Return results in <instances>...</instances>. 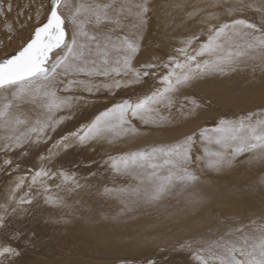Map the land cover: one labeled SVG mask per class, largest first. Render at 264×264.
I'll use <instances>...</instances> for the list:
<instances>
[{
	"label": "snow or ice",
	"instance_id": "1",
	"mask_svg": "<svg viewBox=\"0 0 264 264\" xmlns=\"http://www.w3.org/2000/svg\"><path fill=\"white\" fill-rule=\"evenodd\" d=\"M159 7L181 13L178 26L195 21L200 27L179 37L166 58L154 56L137 66L134 61L145 47L154 11L152 0H46L39 4L25 0L11 22V0L6 6L0 0L9 47L19 34L16 25L26 27L21 17L36 22L28 39L0 58V152L5 157L0 160V173L10 178L19 173L20 161L10 154L27 156L28 148L49 144L51 134L89 98L148 85L142 95L115 102L88 123L59 136L46 156L37 154L41 165H31L27 176L16 175L8 186L0 229L42 205L68 207L59 193L71 195L91 187L90 181L104 170L125 183L97 187V195L119 201V215H124L157 208L179 196H185L195 211L205 197L192 190L207 183L203 176L264 165L262 105L235 117L221 116L212 126L199 127L172 142L86 161L84 176L57 166L74 149L95 151L96 145L140 137L142 129L164 130L195 119L202 103L191 89L200 82L248 69L264 73V0H171ZM246 10L259 13V23L244 17ZM165 15L171 17L172 12ZM41 16L45 17L42 22ZM170 26L163 22L166 35ZM149 78L157 83L149 85ZM81 179L86 183L81 184ZM248 191L259 192L260 214L253 213L246 223L236 220L222 231L210 228L207 236L182 242L179 250L189 254L192 264H264V179ZM22 237L19 231L10 236ZM20 255L15 247L0 245V264H15L12 258ZM148 264L155 261L149 259Z\"/></svg>",
	"mask_w": 264,
	"mask_h": 264
},
{
	"label": "rangeland",
	"instance_id": "2",
	"mask_svg": "<svg viewBox=\"0 0 264 264\" xmlns=\"http://www.w3.org/2000/svg\"><path fill=\"white\" fill-rule=\"evenodd\" d=\"M3 2L6 6L8 0ZM24 2L25 0H11L13 11L8 16L9 22L15 20L17 6H22ZM35 2L46 3V0H35ZM155 14L157 15L156 12ZM251 14L260 17L259 13L248 10L245 11L244 17L258 22L259 19ZM156 15L155 18L153 17L155 20L151 17L149 27L151 29H147L145 47L134 61L137 66L154 56L166 58L179 37L188 35L192 30L200 27L195 21L178 26L181 25L179 20L168 28L166 35L163 22L167 19L163 16L162 23L159 24ZM253 16L257 20H253ZM42 18L43 16L40 19ZM21 21L26 27L21 29L16 25L19 34L11 40L9 47L4 20L0 17V41H2L0 58L10 55L19 48L36 26L35 20L29 22L26 16L21 17ZM262 81H264V73L259 68L254 73L248 69L227 77L207 79L191 89L192 94L202 103L200 114L195 119L181 122L179 127H169L164 130L142 129L144 134L140 137L120 140L114 145H96L95 151L74 149L64 155L57 166L62 164L66 169L84 176L88 174V169L83 167L86 161L98 162L101 157H106L108 154L117 155L153 143L172 142L184 133H190L202 126H212L221 116L235 117L258 110L264 105ZM156 83L157 81L149 78V85ZM223 86L226 87L222 89ZM147 89L148 85L122 88L113 96L101 92L89 98L90 102L87 105L75 109L72 119L67 120L56 133L51 134L52 140L49 144L40 145L44 151L39 155L46 156L47 148L59 136L88 123L106 107L123 99L142 95ZM24 110L28 111L29 106L25 105ZM3 154L0 152V160L5 158ZM17 156L18 158L14 159L20 161L21 168L16 175L27 176V169L31 165H41L39 156L36 159L28 155ZM257 166L260 169L256 167L246 172V176H243L245 174L243 173L244 178L241 176L240 180L232 176L241 170L240 166L218 177L214 174L203 176L202 179L207 183L199 185L195 191L205 197V200L195 211L186 203L185 196H179L165 200L157 208H139L124 215H119L122 210L119 201L97 195V187L121 186L125 183L122 178L113 179L112 174L104 170L100 176L90 181L91 187L71 195L59 193L66 197L68 207L48 208L42 205L40 209H35L22 218L13 219L7 229H0V245L15 247L21 253L19 257L12 258L15 264H148L149 259L154 260L155 264H192L189 254L179 250L182 242L201 235L207 236L210 228L222 231L236 220L246 223L253 213L257 216L260 214L259 192L252 194L248 191L249 186L264 179V165ZM95 170L93 167V171ZM0 174L3 175H0V215H2L3 206L8 203V186L16 179V175L10 178L4 173ZM231 176L232 179L229 180ZM84 183L86 181L81 179V184ZM56 191L53 188V192ZM210 199L219 201L220 205L216 208L220 211L216 212L210 207ZM113 217L117 219L113 220ZM217 218L224 219L226 223L220 224ZM16 231L23 233L21 239L10 238L11 233Z\"/></svg>",
	"mask_w": 264,
	"mask_h": 264
},
{
	"label": "bare ground",
	"instance_id": "3",
	"mask_svg": "<svg viewBox=\"0 0 264 264\" xmlns=\"http://www.w3.org/2000/svg\"><path fill=\"white\" fill-rule=\"evenodd\" d=\"M169 2H171V0H153L152 1V6H153V9H154V11L157 13V15H158V18H157V15L155 14V12L153 11V16H151L152 18L154 17L155 18V15H156V18H157V20H158V23L159 24H161L162 23V19H163V16H165V18L167 19V21L169 22V24L170 25H172V24H174V23H170V21L171 22H173V19H174V22H176V21H179V20H181V13H179V12H176V11H173V10H171V9H163V8H161V7H159V5H161V4H165V3H169ZM190 2H195V0H190ZM166 12H172V16L171 17H169V16H166L165 15V13ZM250 12V11H249ZM245 14V13H244ZM251 15H254V14H251ZM255 16V15H254ZM253 16V17H254ZM256 17V16H255ZM255 17L253 18V20L255 19ZM44 16H43V18L41 19V22L44 20ZM153 18V19H154ZM257 19H260V17H258V15H257V17H256ZM228 19V18H227ZM257 19H255V20H257ZM155 20V19H154ZM258 22H259V20H257ZM254 22V21H253ZM257 22V23H258ZM150 25H151V19L149 20V24H148V27H147V29L150 27ZM175 26V25H174ZM151 28H149V30H150ZM169 30V29H168ZM152 31V30H151ZM149 32V31H148ZM145 43V42H144ZM146 44V43H145ZM149 46V45H148ZM226 86H223V88L222 89H224ZM44 146V145H43ZM38 147H40V148H38ZM33 148V149H32ZM42 151H44V150H42V148H41V146L39 145V146H33V147H30L28 150H27V153H29V154H27L28 155V157L30 156V157H35V159L39 156V155H37V154H41L42 153ZM4 155V154H3ZM10 155H12L13 156V158H18V154H16V153H12V154H10ZM20 156V155H19ZM4 158V157H3ZM34 162V161H33ZM241 167V170L239 171V172H236L235 174H233L232 176L234 177V178H236V180H240L239 178L242 176V174L243 173H245L243 176H246V172H248V171H250V170H252V169H256V167L258 168L259 166H255V167H253V168H251V169H249L247 166H240ZM261 167V166H260ZM258 169H260V168H258ZM258 171V170H257ZM260 171V170H259ZM0 175H2V174H0ZM3 176V175H2ZM220 176V175H219ZM232 176H231V178L229 179V180H231L232 179ZM242 176V177H243ZM218 177V176H217ZM242 177H241V179H242ZM244 178V177H243ZM221 182H223V179L221 180ZM230 182V181H229ZM228 184V183H227ZM221 185V184H220ZM223 187V186H222ZM222 189H224V187L222 188ZM193 191H195V190H193ZM200 192L201 193H204V191L203 190H200ZM210 207L212 208V209H214L216 212H218V211H220L219 209H217L216 207L218 206V205H220V203H219V201L218 200H216V199H210ZM248 206H250V205H247V207ZM169 217V216H168Z\"/></svg>",
	"mask_w": 264,
	"mask_h": 264
}]
</instances>
